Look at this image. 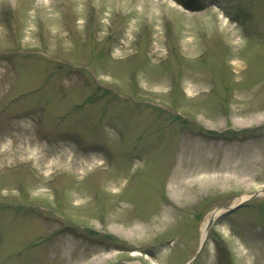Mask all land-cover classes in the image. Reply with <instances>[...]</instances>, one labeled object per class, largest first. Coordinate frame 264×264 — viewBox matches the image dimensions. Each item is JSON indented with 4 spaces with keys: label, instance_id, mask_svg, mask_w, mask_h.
Segmentation results:
<instances>
[{
    "label": "rangeland",
    "instance_id": "rangeland-1",
    "mask_svg": "<svg viewBox=\"0 0 264 264\" xmlns=\"http://www.w3.org/2000/svg\"><path fill=\"white\" fill-rule=\"evenodd\" d=\"M173 1L0 0V264H264V0Z\"/></svg>",
    "mask_w": 264,
    "mask_h": 264
},
{
    "label": "bare ground",
    "instance_id": "bare-ground-1",
    "mask_svg": "<svg viewBox=\"0 0 264 264\" xmlns=\"http://www.w3.org/2000/svg\"><path fill=\"white\" fill-rule=\"evenodd\" d=\"M173 4L176 5V2L173 1ZM179 7L182 8L181 6H179ZM26 129H27V125L24 122H23L22 125H17V130L24 131ZM1 140L2 139L0 138V142H1ZM8 150H10V152L18 151V152H20L22 154L30 152V149L28 148V146L25 147L22 143H21V145L19 147L15 148V149L10 148V145H8V143H6V142H3V143L0 144V153L4 152V151H8ZM61 160L65 164V163H67L69 161V158H67L65 154H62ZM201 165L200 164H198V166L196 165V167H194V168H196L195 170H197ZM216 213L217 212H214V213L212 212L211 214H209L208 219H206V223H204V225L202 227V229H203V238L207 234V231H206L207 222L210 221L211 219L215 218Z\"/></svg>",
    "mask_w": 264,
    "mask_h": 264
}]
</instances>
